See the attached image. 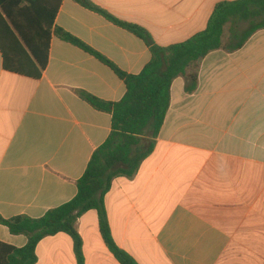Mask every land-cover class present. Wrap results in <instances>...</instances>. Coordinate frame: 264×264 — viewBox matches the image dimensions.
<instances>
[{
    "label": "crops",
    "instance_id": "1",
    "mask_svg": "<svg viewBox=\"0 0 264 264\" xmlns=\"http://www.w3.org/2000/svg\"><path fill=\"white\" fill-rule=\"evenodd\" d=\"M149 32L162 47L205 29L214 6L234 0H90ZM54 24L121 71L150 61L145 43L72 0ZM176 78L152 154L131 179H113L104 203L112 237L137 264H264V29L232 53H209ZM118 102L125 85L93 56L52 36L39 79L5 71L0 54V216L39 218L76 195V183L107 139L111 115L76 94ZM84 264H119L105 246L97 214L75 224ZM0 242L24 236L0 225ZM36 264H76L71 239L36 247Z\"/></svg>",
    "mask_w": 264,
    "mask_h": 264
},
{
    "label": "trees",
    "instance_id": "2",
    "mask_svg": "<svg viewBox=\"0 0 264 264\" xmlns=\"http://www.w3.org/2000/svg\"><path fill=\"white\" fill-rule=\"evenodd\" d=\"M72 1L141 39L151 59L139 74H126L84 42L55 26L61 0H0V54L5 71L39 79L48 63L51 38L56 36L109 67L125 85V94L118 102L76 91L93 109L111 115L110 133L92 154L76 183L77 192L72 200L39 218L0 216V225L11 235L26 238L21 248L0 242V264H36L39 242L58 234L71 239L76 264H84L82 239L75 224L89 211L96 212L100 236L114 259L119 264H137L112 237L104 199L113 179L133 178L141 163L152 154L176 78L184 77L185 91L193 92L197 74L188 73L190 67L213 51L232 53L241 49L252 35L264 29V0L221 1L214 6L204 30L181 43L162 47L144 28L116 18L90 0Z\"/></svg>",
    "mask_w": 264,
    "mask_h": 264
},
{
    "label": "rangeland",
    "instance_id": "3",
    "mask_svg": "<svg viewBox=\"0 0 264 264\" xmlns=\"http://www.w3.org/2000/svg\"><path fill=\"white\" fill-rule=\"evenodd\" d=\"M246 28V24L242 26V29ZM224 41H226V37L224 39Z\"/></svg>",
    "mask_w": 264,
    "mask_h": 264
}]
</instances>
